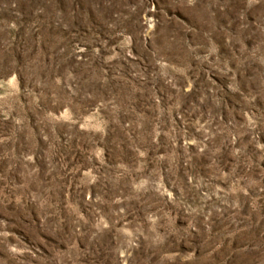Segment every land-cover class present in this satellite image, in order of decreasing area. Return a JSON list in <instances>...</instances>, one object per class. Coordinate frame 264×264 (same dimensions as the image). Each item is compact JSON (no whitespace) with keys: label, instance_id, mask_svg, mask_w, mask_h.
I'll use <instances>...</instances> for the list:
<instances>
[{"label":"rangeland","instance_id":"rangeland-1","mask_svg":"<svg viewBox=\"0 0 264 264\" xmlns=\"http://www.w3.org/2000/svg\"><path fill=\"white\" fill-rule=\"evenodd\" d=\"M0 264H264V0H0Z\"/></svg>","mask_w":264,"mask_h":264}]
</instances>
